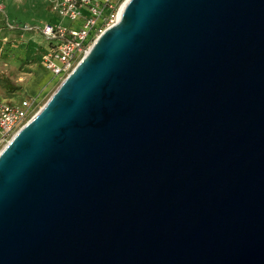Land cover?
I'll return each instance as SVG.
<instances>
[{"label":"water","instance_id":"water-1","mask_svg":"<svg viewBox=\"0 0 264 264\" xmlns=\"http://www.w3.org/2000/svg\"><path fill=\"white\" fill-rule=\"evenodd\" d=\"M0 264H264V0H126L0 152Z\"/></svg>","mask_w":264,"mask_h":264},{"label":"rangeland","instance_id":"rangeland-1","mask_svg":"<svg viewBox=\"0 0 264 264\" xmlns=\"http://www.w3.org/2000/svg\"><path fill=\"white\" fill-rule=\"evenodd\" d=\"M59 1L0 0V103L20 105L34 100L39 113L63 83L44 60L49 46L40 32L46 23L54 21L74 24L53 11L52 4ZM125 1L120 2L119 9ZM26 24L31 31L22 30ZM4 147L0 146V152Z\"/></svg>","mask_w":264,"mask_h":264},{"label":"built area","instance_id":"built-area-1","mask_svg":"<svg viewBox=\"0 0 264 264\" xmlns=\"http://www.w3.org/2000/svg\"><path fill=\"white\" fill-rule=\"evenodd\" d=\"M101 1L61 0L52 4L53 11L63 20L77 23L45 24L40 29L49 46L44 60L62 82L76 70L96 40L118 20L122 7L119 9L118 6L122 0ZM22 30L31 31L32 28L26 24ZM36 109L34 100L24 101L20 105L0 103V146L6 147L35 118L38 114Z\"/></svg>","mask_w":264,"mask_h":264},{"label":"crops","instance_id":"crops-1","mask_svg":"<svg viewBox=\"0 0 264 264\" xmlns=\"http://www.w3.org/2000/svg\"><path fill=\"white\" fill-rule=\"evenodd\" d=\"M84 13L86 14L87 11H84ZM57 23H62V22H56V21H54V22H52V23H46V24H57Z\"/></svg>","mask_w":264,"mask_h":264},{"label":"bare ground","instance_id":"bare-ground-1","mask_svg":"<svg viewBox=\"0 0 264 264\" xmlns=\"http://www.w3.org/2000/svg\"><path fill=\"white\" fill-rule=\"evenodd\" d=\"M125 2H126V1H125ZM125 2H124V3H125ZM122 6H123V5H122Z\"/></svg>","mask_w":264,"mask_h":264}]
</instances>
